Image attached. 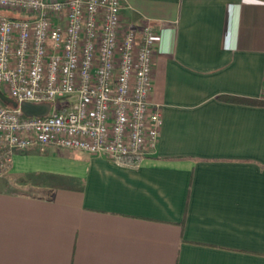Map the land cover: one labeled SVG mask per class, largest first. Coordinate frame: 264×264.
Wrapping results in <instances>:
<instances>
[{
  "label": "crops",
  "instance_id": "crops-1",
  "mask_svg": "<svg viewBox=\"0 0 264 264\" xmlns=\"http://www.w3.org/2000/svg\"><path fill=\"white\" fill-rule=\"evenodd\" d=\"M122 1L157 29L158 142L137 163L16 152L0 264H264V0Z\"/></svg>",
  "mask_w": 264,
  "mask_h": 264
},
{
  "label": "built area",
  "instance_id": "built-area-1",
  "mask_svg": "<svg viewBox=\"0 0 264 264\" xmlns=\"http://www.w3.org/2000/svg\"><path fill=\"white\" fill-rule=\"evenodd\" d=\"M123 8L122 0H0V91L17 103L0 102V176L16 152L33 147L130 163L155 148L161 111L150 90L157 29L126 26ZM23 102L50 110L25 116Z\"/></svg>",
  "mask_w": 264,
  "mask_h": 264
},
{
  "label": "water",
  "instance_id": "water-1",
  "mask_svg": "<svg viewBox=\"0 0 264 264\" xmlns=\"http://www.w3.org/2000/svg\"><path fill=\"white\" fill-rule=\"evenodd\" d=\"M0 100L4 103H8L12 106H17V103L10 97L6 96L0 91ZM20 109L25 116L42 117L47 115L50 110V105L47 103L34 104L29 102H23L20 104Z\"/></svg>",
  "mask_w": 264,
  "mask_h": 264
},
{
  "label": "rangeland",
  "instance_id": "rangeland-1",
  "mask_svg": "<svg viewBox=\"0 0 264 264\" xmlns=\"http://www.w3.org/2000/svg\"><path fill=\"white\" fill-rule=\"evenodd\" d=\"M1 12H3L4 14H6V15H9V14H12L11 12H8V11H6V10H1ZM13 15V14H12ZM0 88H2V85H0ZM7 106H9L10 104H8V103H5ZM9 168V167H8ZM8 168H7V170H8ZM7 170H6V172L2 175V176H0V177H3V176H5L6 174H7ZM5 177H8L7 175L5 176ZM21 190H25V191H29V192H34V193H39V191L36 189V188H32V187H21Z\"/></svg>",
  "mask_w": 264,
  "mask_h": 264
},
{
  "label": "trees",
  "instance_id": "trees-1",
  "mask_svg": "<svg viewBox=\"0 0 264 264\" xmlns=\"http://www.w3.org/2000/svg\"><path fill=\"white\" fill-rule=\"evenodd\" d=\"M0 102H2L1 100H0ZM3 104H5L4 102H2ZM60 108V107H59ZM61 109V108H60Z\"/></svg>",
  "mask_w": 264,
  "mask_h": 264
}]
</instances>
